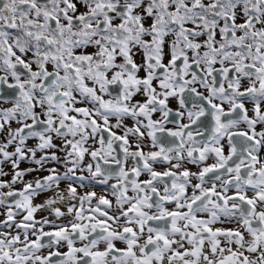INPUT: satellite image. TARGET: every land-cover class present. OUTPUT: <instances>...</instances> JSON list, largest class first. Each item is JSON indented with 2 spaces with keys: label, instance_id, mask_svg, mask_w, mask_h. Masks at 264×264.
<instances>
[{
  "label": "snow or ice",
  "instance_id": "6c2138e0",
  "mask_svg": "<svg viewBox=\"0 0 264 264\" xmlns=\"http://www.w3.org/2000/svg\"><path fill=\"white\" fill-rule=\"evenodd\" d=\"M0 217V264H264V0H0Z\"/></svg>",
  "mask_w": 264,
  "mask_h": 264
},
{
  "label": "flooded vegetation",
  "instance_id": "af4514ba",
  "mask_svg": "<svg viewBox=\"0 0 264 264\" xmlns=\"http://www.w3.org/2000/svg\"><path fill=\"white\" fill-rule=\"evenodd\" d=\"M172 106L173 107H175L176 105H175V102H173V104H172ZM249 107H250V105H249ZM30 143H35V141H31ZM209 162H211V161H209ZM30 166H32V165H30V164H28V163H22L21 164V168H27V167H30ZM51 166V165H50ZM189 167H192L191 165H189ZM7 170V169H6ZM63 168H59V171H61V172H63ZM192 170L193 171H196V169L194 168V167H192ZM43 175H47V172H43V171H41V172H37V173H32L31 175H29V176H27L25 179H27V180H32L34 177H36V176H43ZM85 175H87V173H85ZM10 177H5V179H9ZM111 182H114V181H111ZM110 182V183H111ZM17 187L19 188V187H21V185H17ZM64 187H66V185L65 184H62L61 185V188H64ZM104 188V186H96L95 187V189H78V191H88V190H95L96 192H97V194L99 195V194H102V189ZM48 195H50V194H48ZM45 199V196L44 195H42V196H40V197H38L36 200H34V203H41L43 200ZM44 215H47V213H44V212H41V213H37V218H40L41 216H44ZM3 217H0V219H2Z\"/></svg>",
  "mask_w": 264,
  "mask_h": 264
}]
</instances>
